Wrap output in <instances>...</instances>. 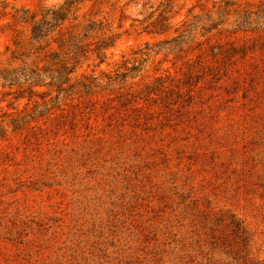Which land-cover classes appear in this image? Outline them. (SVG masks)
<instances>
[{"label":"rangeland","instance_id":"rangeland-1","mask_svg":"<svg viewBox=\"0 0 264 264\" xmlns=\"http://www.w3.org/2000/svg\"><path fill=\"white\" fill-rule=\"evenodd\" d=\"M65 1L0 0V68L21 65L10 59L14 41L30 48L31 24L17 22L16 11L38 15ZM263 4L74 5L44 51L61 53L63 40L79 38L87 53L72 82L141 63L126 87L138 92L160 83V91L138 101L142 125L122 119L129 107L107 89L75 95L21 131L6 128L0 264H264V24L247 31L233 24L237 13ZM164 16L169 31L152 32ZM187 29L179 53L158 46ZM102 43L110 46L99 64ZM25 61L52 63L44 56ZM48 89L33 87L54 96ZM15 95L16 88H0V121L39 110L49 98Z\"/></svg>","mask_w":264,"mask_h":264},{"label":"trees","instance_id":"trees-1","mask_svg":"<svg viewBox=\"0 0 264 264\" xmlns=\"http://www.w3.org/2000/svg\"><path fill=\"white\" fill-rule=\"evenodd\" d=\"M80 1L84 0H66L61 6L51 9H40V13H30L28 10L16 11L15 20L17 22L31 24L30 30V44L27 49L19 42L13 43L15 49L6 50L10 52V59L19 60L21 65L10 66L0 68V88H16L18 95H15V100L22 98V93L27 91L28 100L33 96H39L43 99L49 95L47 101L41 103L39 110H31L29 113L14 116L9 118L6 122L0 121V139H3L7 135L6 128H11L12 131H21L30 122L35 121L39 117H44L54 108H59L63 104L66 105L67 101L73 100L75 95L92 96L94 93L102 90H114L117 92V99L121 107H129L130 114L123 115L124 121H131L135 124H145L146 120L140 109L143 107L138 101L145 99H154L152 95H158L161 84L145 86L144 90L133 91L132 86L126 87L128 80H133L140 72L141 68L139 64L123 62L121 66L122 71H117L113 75H108L104 71H100V76L95 75L83 76L76 82H72L71 75L74 73L75 66L80 62L82 57H85L87 53L84 45L78 41V37L75 35L70 36L68 39L63 40L60 44L61 53H49L45 51L47 47L46 39L53 32L55 28H58L63 24L74 5H77ZM230 6L228 2L225 3L224 9ZM39 16V18H37ZM168 19L164 16L157 23L152 24L154 29L152 32L166 33L170 29ZM258 23L264 24V4L257 7L255 11L243 10L241 14L237 13L233 24L236 30H250L253 25ZM218 25V24H216ZM215 28L214 25H211ZM53 28V29H51ZM191 32L187 29L182 33H178L176 37L166 39L158 46L165 48L168 53H179L182 51V47L189 40ZM112 45V44H111ZM110 44L102 43V46L95 49L96 58L99 60V64L104 62L105 56L103 51L106 50ZM166 46V47H163ZM34 56L39 58L40 56L48 57L52 62L49 66L39 68L36 61H33L35 65L26 63L25 58ZM100 80V81H99ZM33 87H47L48 91L55 93L54 96H50L51 93H38L33 90ZM15 93V92H14ZM43 95V96H42ZM51 103L50 106H47ZM39 104H35L37 107ZM127 111V110H126ZM9 117V116H8ZM118 120L115 121L117 125ZM4 122V123H3ZM110 123L108 125H112ZM120 125V124H119Z\"/></svg>","mask_w":264,"mask_h":264}]
</instances>
